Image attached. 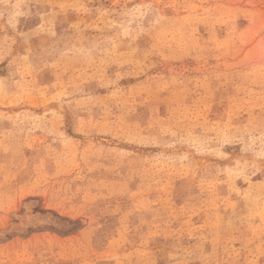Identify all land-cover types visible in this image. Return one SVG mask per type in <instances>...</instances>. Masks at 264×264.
<instances>
[{
	"label": "rangeland",
	"instance_id": "1",
	"mask_svg": "<svg viewBox=\"0 0 264 264\" xmlns=\"http://www.w3.org/2000/svg\"><path fill=\"white\" fill-rule=\"evenodd\" d=\"M0 264H264V0H0Z\"/></svg>",
	"mask_w": 264,
	"mask_h": 264
}]
</instances>
